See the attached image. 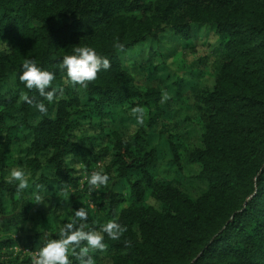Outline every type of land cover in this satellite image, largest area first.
Returning <instances> with one entry per match:
<instances>
[{
  "label": "trees",
  "instance_id": "1",
  "mask_svg": "<svg viewBox=\"0 0 264 264\" xmlns=\"http://www.w3.org/2000/svg\"><path fill=\"white\" fill-rule=\"evenodd\" d=\"M207 33L219 65L194 99L205 124L188 156L198 172L185 175L174 143L152 129L172 114L163 98L179 101L200 76L169 85L168 45L193 48ZM139 44L148 60L137 76L162 81L165 93L138 89L123 66L135 67ZM77 46L110 62L86 87L60 69ZM25 58L55 73L63 91L53 102L19 80ZM134 107L146 109L142 125ZM18 165L29 179L21 192L7 179ZM162 166L176 177H158ZM93 171L109 183L91 196L126 227L116 240L104 235L106 249L89 253L94 264H264V0H0V264H30L80 207L99 230L85 198Z\"/></svg>",
  "mask_w": 264,
  "mask_h": 264
},
{
  "label": "clouds",
  "instance_id": "2",
  "mask_svg": "<svg viewBox=\"0 0 264 264\" xmlns=\"http://www.w3.org/2000/svg\"><path fill=\"white\" fill-rule=\"evenodd\" d=\"M123 48V45H117ZM110 62L107 58L97 54L96 50L90 46H77L72 53L65 55L60 62V69L63 71L66 82L73 85L86 87L88 82L97 78V73L102 69L107 70ZM19 80L26 89H35L40 96L44 97L49 103L62 93L63 89L58 85H53L55 73L41 68L34 59L25 58L20 65ZM26 103H32L28 96L23 97ZM35 107L41 114H47L48 108L43 102H38ZM132 112L135 114L136 123H144V109L134 107ZM8 182H15L17 192H21L29 187L28 173L22 166L13 167L8 176ZM89 186V194L93 190L99 189L109 183L107 173L93 171L86 176ZM67 195V190L64 192ZM37 203H40L42 196L37 194L34 197ZM67 201V200H66ZM89 211L80 207L73 211L71 218L59 227L56 238H46L30 257V264H72L69 254L74 255L79 264H94L90 252L94 250L103 251L107 245L104 243V235L113 240L118 239L126 231V227L118 223L117 218L109 219L103 226L96 230L87 227ZM82 242H84L82 244ZM79 249V251H77Z\"/></svg>",
  "mask_w": 264,
  "mask_h": 264
},
{
  "label": "rangeland",
  "instance_id": "3",
  "mask_svg": "<svg viewBox=\"0 0 264 264\" xmlns=\"http://www.w3.org/2000/svg\"><path fill=\"white\" fill-rule=\"evenodd\" d=\"M214 40L215 37L212 34H200V36L194 40V47L185 49H181L178 41L173 42L171 45H168V48H170L171 51L168 52V56L164 60L168 67V72L172 75L168 80L169 85L184 74L192 76L193 78L196 77L197 72L200 74L198 80L195 78L196 88L194 90L184 91L178 98L179 101H168L167 98L169 96L163 98V102L168 105L166 111L172 114L169 117L166 115L158 119L152 129L155 134L162 132L166 139H169L174 143L178 156L181 159L180 165L182 172L185 175H194L198 172V166L192 165L188 160V156L193 149L200 147V136L203 132L205 120L203 113L198 109L197 103L195 105L194 99L200 94H204V92L210 88V85L212 84V74L213 72H216L218 68L217 65H219V62L210 53L211 50L208 46L213 44ZM164 46H166V44H163V48ZM130 54L132 55L131 58L135 67L132 69L130 62L123 64V66L128 72H130V75L132 74L135 87L144 90V87L148 86L165 93V86L162 81L157 80L148 83L136 74V68L145 65L144 63H147L148 60L145 45L139 44L130 52ZM209 54L212 57H210ZM148 62H150V64H158L162 62V59ZM165 72L168 74L166 70ZM186 78L192 80L187 76ZM150 105L152 106V103H150ZM144 112H146V109H144ZM186 118H189V121H191L189 125ZM157 176L166 180H171L176 177V170L174 168L171 169L162 166L157 169ZM83 183L84 182H82V184ZM81 190H83V187ZM93 192L94 190L90 194L88 192L85 198H87L86 200L91 206L93 212L97 214L104 223H106L112 218L102 210L99 206V201H96V199L91 196Z\"/></svg>",
  "mask_w": 264,
  "mask_h": 264
}]
</instances>
